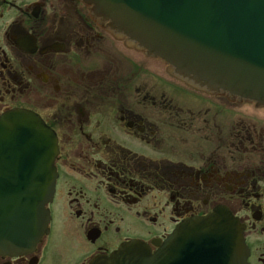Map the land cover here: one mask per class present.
Here are the masks:
<instances>
[{
	"label": "flooded vegetation",
	"instance_id": "flooded-vegetation-1",
	"mask_svg": "<svg viewBox=\"0 0 264 264\" xmlns=\"http://www.w3.org/2000/svg\"><path fill=\"white\" fill-rule=\"evenodd\" d=\"M56 141L47 233L0 264H92L224 210L264 264V105L190 87L87 0H0V115Z\"/></svg>",
	"mask_w": 264,
	"mask_h": 264
},
{
	"label": "water",
	"instance_id": "water-1",
	"mask_svg": "<svg viewBox=\"0 0 264 264\" xmlns=\"http://www.w3.org/2000/svg\"><path fill=\"white\" fill-rule=\"evenodd\" d=\"M112 30L187 85L264 105V0H87ZM56 141L32 113L0 115V254L47 233ZM242 229L224 210L175 227L154 255L139 242L92 264H247Z\"/></svg>",
	"mask_w": 264,
	"mask_h": 264
}]
</instances>
